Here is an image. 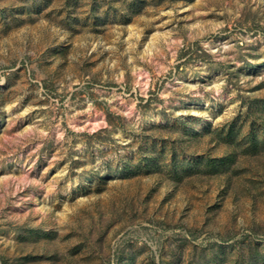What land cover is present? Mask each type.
Wrapping results in <instances>:
<instances>
[{
  "label": "rangeland",
  "instance_id": "obj_1",
  "mask_svg": "<svg viewBox=\"0 0 264 264\" xmlns=\"http://www.w3.org/2000/svg\"><path fill=\"white\" fill-rule=\"evenodd\" d=\"M263 109L264 0H0V264H264Z\"/></svg>",
  "mask_w": 264,
  "mask_h": 264
},
{
  "label": "trees",
  "instance_id": "obj_2",
  "mask_svg": "<svg viewBox=\"0 0 264 264\" xmlns=\"http://www.w3.org/2000/svg\"><path fill=\"white\" fill-rule=\"evenodd\" d=\"M262 111H263V114H264V109ZM257 138L258 137L256 135H252V137L250 136L252 146L256 147V148L258 147ZM231 160H233V154L224 156L222 158H217V159H206V158H204L202 161L205 164H207L208 166H210L209 170H211V171H220L224 167L229 166ZM157 161H158V159L155 158L154 163L152 164V167L155 170L159 169V163H158L159 161L158 162ZM194 162H195V164H197L196 161H194ZM193 163L192 164L190 163V164L193 165ZM178 168H179V165L178 164H174V169H173L174 170V174L177 176V178H180V176L183 173L177 171Z\"/></svg>",
  "mask_w": 264,
  "mask_h": 264
}]
</instances>
